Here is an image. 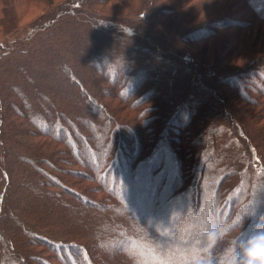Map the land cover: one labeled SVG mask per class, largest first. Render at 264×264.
<instances>
[{
  "label": "trees",
  "instance_id": "16d2710c",
  "mask_svg": "<svg viewBox=\"0 0 264 264\" xmlns=\"http://www.w3.org/2000/svg\"><path fill=\"white\" fill-rule=\"evenodd\" d=\"M258 220L264 0H0V264H185L212 229L223 264Z\"/></svg>",
  "mask_w": 264,
  "mask_h": 264
},
{
  "label": "clouds",
  "instance_id": "9594fccd",
  "mask_svg": "<svg viewBox=\"0 0 264 264\" xmlns=\"http://www.w3.org/2000/svg\"><path fill=\"white\" fill-rule=\"evenodd\" d=\"M241 236L243 233L240 234ZM222 237L216 229L208 231L205 235V247L202 254L194 259L190 258L185 264H213L212 252ZM145 264H166L165 261H153L149 256ZM223 264H264V221L258 220L252 231L239 240L232 247L230 254L223 260Z\"/></svg>",
  "mask_w": 264,
  "mask_h": 264
},
{
  "label": "rangeland",
  "instance_id": "374dc122",
  "mask_svg": "<svg viewBox=\"0 0 264 264\" xmlns=\"http://www.w3.org/2000/svg\"><path fill=\"white\" fill-rule=\"evenodd\" d=\"M55 1H57V0H55ZM23 10V9H22ZM36 13L38 14L39 12L38 11H36ZM36 15H35V13L34 12H31L30 11V13L26 16V18L27 19H29L30 18V20H31V18H34ZM44 168H47V167H50L49 165L47 166V165H42Z\"/></svg>",
  "mask_w": 264,
  "mask_h": 264
}]
</instances>
